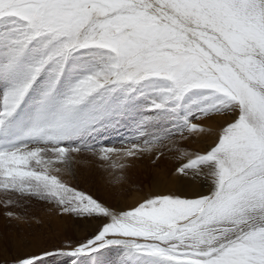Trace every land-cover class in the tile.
<instances>
[{"label":"snow or ice","instance_id":"snow-or-ice-1","mask_svg":"<svg viewBox=\"0 0 264 264\" xmlns=\"http://www.w3.org/2000/svg\"><path fill=\"white\" fill-rule=\"evenodd\" d=\"M82 156L176 186L110 205L66 179ZM0 193L89 230L12 264H264V0H0Z\"/></svg>","mask_w":264,"mask_h":264},{"label":"rangeland","instance_id":"rangeland-1","mask_svg":"<svg viewBox=\"0 0 264 264\" xmlns=\"http://www.w3.org/2000/svg\"><path fill=\"white\" fill-rule=\"evenodd\" d=\"M204 123L207 124V120L204 121ZM110 135L114 137L110 142L118 144L119 138L117 134ZM125 135L130 134L125 133ZM201 139L196 140L192 138L183 142V145L190 149L199 150L205 146L207 137L205 136ZM79 160L81 163L74 164L73 171L75 176L66 177V179H68L73 186L89 192L110 205L118 204L120 207L134 206L152 192L158 190H171L176 186V182L171 175V170L174 169L168 171L161 170L157 166H154L148 157L133 161L131 167L126 169L124 179L118 184L111 182L113 178L109 176L108 171L99 166V161L87 156H82ZM85 160L87 163H83ZM4 198V194L0 193V199ZM49 207V205L44 203L33 201L28 208V217H35L41 221L40 224H36L30 220L34 225L32 226L29 236L37 242V245H58L63 244L67 239L75 241L87 235L89 230L85 228L84 221L77 220L71 216H58L49 212ZM6 211H19V209H5L3 204H0V218L3 217L1 218L3 221L6 218L5 221L0 224V226H2L0 227V229H2L1 231L5 228L3 233L6 232L4 234L5 236H0L3 239L0 242V264H12L14 258L22 256V254L19 253L20 251L16 248L15 251L12 249L15 247L16 243V240L12 236L15 233V228L18 230L19 223L15 220L7 219L5 215ZM49 216L57 217V219L49 222ZM58 229H60V231ZM9 232H11V234ZM3 250H6L9 254L4 255Z\"/></svg>","mask_w":264,"mask_h":264},{"label":"bare ground","instance_id":"bare-ground-1","mask_svg":"<svg viewBox=\"0 0 264 264\" xmlns=\"http://www.w3.org/2000/svg\"><path fill=\"white\" fill-rule=\"evenodd\" d=\"M226 118L225 117H221V116H214L212 118H210L209 120H207V124H211L212 127L214 128V130H218V128L220 126L223 125V122ZM227 119H230V117H228ZM207 139H206V143H211V137L209 136H206ZM205 139V138H204ZM202 140V139H201ZM200 145V144H199ZM197 146V145H196ZM200 148V147H199ZM201 149V148H200ZM160 174V173H159ZM2 207V206H1ZM4 212V211H3ZM2 212V213H3ZM4 216V215H3ZM54 216H49V222H52L54 220L57 219V217L53 218ZM3 218V217H1ZM2 221H0V224H2V222L5 221V216H4V221L3 219H1ZM8 219V218H7ZM7 221V220H6ZM9 222V220H8ZM11 222V221H10ZM14 222V221H13ZM19 223V227L17 228L18 230H16V226L14 227L15 228V233L13 234V238L16 240L15 242V247H13L12 249L15 251V248L20 251L19 253H21L22 255H24L25 253L29 252V251H35L36 250V247H37V242L32 239L29 234H30V231L32 229V226L34 225V223H32L31 221H29V223H22V222H18ZM15 224V223H14ZM13 224V226H14ZM5 225V224H4ZM7 225V224H6ZM17 225V224H16ZM2 227V226H0ZM12 228V227H10ZM60 228V227H59ZM5 229V228H4ZM3 229V231H4ZM2 229H0V236L4 235L5 233H3V231H1ZM11 230V229H10ZM9 230V231H10ZM60 231V229H58ZM63 230V229H62ZM8 233V232H7ZM11 234V232H9ZM5 236V235H4ZM9 236V235H7ZM5 238V237H4ZM3 239L0 237V242L2 241ZM7 243V242H6ZM14 244V243H13ZM8 248V247H7ZM3 253L4 255H7L9 254L6 250H3Z\"/></svg>","mask_w":264,"mask_h":264}]
</instances>
